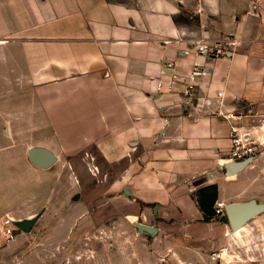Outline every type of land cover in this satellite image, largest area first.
Here are the masks:
<instances>
[{
  "label": "crops",
  "instance_id": "crops-1",
  "mask_svg": "<svg viewBox=\"0 0 264 264\" xmlns=\"http://www.w3.org/2000/svg\"><path fill=\"white\" fill-rule=\"evenodd\" d=\"M226 37L238 42L231 56L196 55L195 42ZM194 67L203 74L187 99ZM243 108L257 115L226 118ZM263 117L264 0H0V139L26 124L30 149L71 161L94 152L110 201L156 230L136 229L167 264H231L233 244L249 242L263 258L243 264H264V213L236 234L214 212L264 203ZM232 128L261 152L228 175ZM213 187L205 221L198 194ZM1 249L0 264H27Z\"/></svg>",
  "mask_w": 264,
  "mask_h": 264
},
{
  "label": "rangeland",
  "instance_id": "rangeland-1",
  "mask_svg": "<svg viewBox=\"0 0 264 264\" xmlns=\"http://www.w3.org/2000/svg\"><path fill=\"white\" fill-rule=\"evenodd\" d=\"M28 130L26 124L16 126L12 138L0 139V220L8 215L18 223L35 222L27 234L14 228L15 241L1 249L5 259L24 256L27 264L168 263V257L154 252L150 238L141 237L110 201L108 179L94 152H82L72 161L55 159L49 150L30 149L33 138ZM33 137L50 139L38 131ZM30 153L55 162L38 169L30 162ZM23 237L25 243L14 251ZM251 248L250 242L248 248L233 244L230 263L261 260V252ZM10 262L17 264L16 258Z\"/></svg>",
  "mask_w": 264,
  "mask_h": 264
},
{
  "label": "built area",
  "instance_id": "built-area-1",
  "mask_svg": "<svg viewBox=\"0 0 264 264\" xmlns=\"http://www.w3.org/2000/svg\"><path fill=\"white\" fill-rule=\"evenodd\" d=\"M199 11V10H198ZM238 47V42L234 37H226L220 40L209 42L207 40H200L195 42L194 49L198 56L205 57L211 60L227 58L231 56ZM203 72L199 71L197 67H194L192 73L188 79V86L183 90L182 95L184 98L190 99L192 97L195 85L192 83L197 77L201 76ZM160 84L157 88L160 89ZM218 98L222 95L218 94ZM257 114L253 113L251 108H243L236 115L228 114V119H240L242 117H254ZM264 118V117H263ZM231 142L230 150L227 156V162H242L248 159H253L258 155L261 145L256 142L252 136L247 132H238L236 128H232L229 134ZM225 205L221 202L216 203L215 215L224 216ZM16 222L8 216L1 218L0 220V249L13 242L16 237L14 230Z\"/></svg>",
  "mask_w": 264,
  "mask_h": 264
},
{
  "label": "water",
  "instance_id": "water-1",
  "mask_svg": "<svg viewBox=\"0 0 264 264\" xmlns=\"http://www.w3.org/2000/svg\"><path fill=\"white\" fill-rule=\"evenodd\" d=\"M29 160L33 164V166L42 170L50 168L55 162L54 159L44 160L43 157L38 156L35 153L29 154ZM251 161L252 159H248L242 162H228L225 166L226 173L229 175L235 172H239L243 168L248 166ZM76 199L77 198L75 197L74 200ZM262 213H264V203H259L255 200H250L239 204H227L224 207V214L232 232L244 227L250 220ZM34 223V221L24 223L16 222V227L22 233L27 234L31 231ZM134 226L140 233L145 232L149 235H154L156 233V230L149 226L137 223H135Z\"/></svg>",
  "mask_w": 264,
  "mask_h": 264
},
{
  "label": "trees",
  "instance_id": "trees-1",
  "mask_svg": "<svg viewBox=\"0 0 264 264\" xmlns=\"http://www.w3.org/2000/svg\"><path fill=\"white\" fill-rule=\"evenodd\" d=\"M211 199V204L213 205V203L215 202L216 199V188H209V189H203L201 191H199L198 194V199H197V204L200 208V210L203 212L204 214V220L208 221L213 217V212L210 210V208H208L205 203L207 202L208 199ZM220 221L224 224H227V219L226 216L224 215Z\"/></svg>",
  "mask_w": 264,
  "mask_h": 264
},
{
  "label": "bare ground",
  "instance_id": "bare-ground-1",
  "mask_svg": "<svg viewBox=\"0 0 264 264\" xmlns=\"http://www.w3.org/2000/svg\"><path fill=\"white\" fill-rule=\"evenodd\" d=\"M236 234H238V230L234 231Z\"/></svg>",
  "mask_w": 264,
  "mask_h": 264
}]
</instances>
